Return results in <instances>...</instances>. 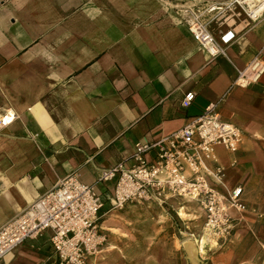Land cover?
Masks as SVG:
<instances>
[{"label": "crops", "instance_id": "obj_1", "mask_svg": "<svg viewBox=\"0 0 264 264\" xmlns=\"http://www.w3.org/2000/svg\"><path fill=\"white\" fill-rule=\"evenodd\" d=\"M211 28L225 29L218 21ZM235 28L236 40L211 59L160 0H0V117L15 116L0 131V227L70 173L94 185L102 169L132 166L137 142L161 139L218 102L221 119L238 127L243 141L235 153L216 148L226 177L213 185L221 191L241 187L248 209L235 214L239 222L224 252L244 242L251 229L261 230L264 87L242 89L233 82L255 57L264 61V16L243 18ZM190 92L193 101L182 107ZM115 181L98 183L96 191L109 197ZM178 200L186 201L165 204ZM188 203L202 228V210ZM152 205L160 204L124 208ZM119 213L105 205L100 220L105 233L116 229L111 217ZM50 234L25 240L3 264L55 259ZM221 255L212 263L222 264Z\"/></svg>", "mask_w": 264, "mask_h": 264}, {"label": "built area", "instance_id": "obj_2", "mask_svg": "<svg viewBox=\"0 0 264 264\" xmlns=\"http://www.w3.org/2000/svg\"><path fill=\"white\" fill-rule=\"evenodd\" d=\"M160 1L175 13L211 59L224 55V47L236 40L235 24L239 17L244 15L249 21H256L264 16V0H223L213 4L195 0ZM258 6L260 12L252 18ZM222 11L228 13L225 29L215 32L211 23L222 18ZM227 21L233 23L230 25ZM256 84L264 87V61L260 57L237 70L233 82L242 89ZM194 96L187 93L181 106L189 107ZM14 119L10 113L0 117V131ZM242 141L241 130L223 121L218 102H213L180 129L156 141L137 142L131 156L132 166L117 163L104 168L94 185L81 182L77 173L68 174L0 227V264L6 254L25 240L37 239L46 231L51 233L49 242L59 264H86L106 243L100 226L106 204L110 210H116L130 203L163 205L170 199L182 198L202 210L203 233L226 241L239 222L235 214H243L247 209L241 198V187L221 191L214 186L223 184L226 177L215 150L222 147L235 153ZM113 179L116 180L113 194L102 197L96 185Z\"/></svg>", "mask_w": 264, "mask_h": 264}, {"label": "rangeland", "instance_id": "obj_3", "mask_svg": "<svg viewBox=\"0 0 264 264\" xmlns=\"http://www.w3.org/2000/svg\"><path fill=\"white\" fill-rule=\"evenodd\" d=\"M227 14L222 11V18L214 20L211 26L217 21L224 23ZM243 18L244 15L237 20ZM226 23L231 25L233 22ZM223 25L225 27V23ZM129 210H112L120 212V215L111 217L116 229L104 232L108 241L89 264H213L221 254H225L220 257L222 264H264V223L258 224L263 225L261 230L259 227L251 229L244 242L232 244L233 248L227 253L223 248L228 242L219 241L216 245L218 240L213 237L204 244L203 251L198 252L204 233L193 204L178 200L174 204ZM186 243L188 248L184 246ZM45 264L59 262L55 258Z\"/></svg>", "mask_w": 264, "mask_h": 264}, {"label": "bare ground", "instance_id": "obj_4", "mask_svg": "<svg viewBox=\"0 0 264 264\" xmlns=\"http://www.w3.org/2000/svg\"><path fill=\"white\" fill-rule=\"evenodd\" d=\"M258 8H259V6L254 10V15H253L252 18L256 17V16L258 15V13L260 12ZM254 20H256V19H254ZM210 237H211V236H210L207 232H204V234H203V238H202V240H201L200 243H199V251H200V252L203 251V246H204V244H205L206 242H210V240H211ZM184 246H185V248H188L189 244L186 243ZM192 252H193V251H192Z\"/></svg>", "mask_w": 264, "mask_h": 264}]
</instances>
